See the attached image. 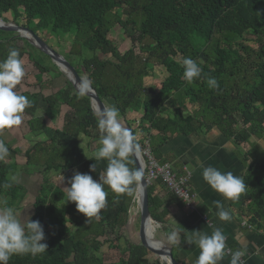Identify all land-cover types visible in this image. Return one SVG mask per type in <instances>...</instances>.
<instances>
[{
    "label": "trees",
    "instance_id": "trees-1",
    "mask_svg": "<svg viewBox=\"0 0 264 264\" xmlns=\"http://www.w3.org/2000/svg\"><path fill=\"white\" fill-rule=\"evenodd\" d=\"M7 13L13 15L12 25L20 26L17 20L22 18L23 28L35 35L68 38V57L78 60L80 74L89 80L99 99L112 101L135 143L141 146L147 142L150 158L160 166L167 164L177 178L185 177L182 165L173 153L161 152L176 137L203 135V129L209 126L217 128L235 146H247L244 152H238V158L248 188L230 204L239 211L246 205L242 210L246 225L263 227L264 149L253 138L264 141V0H0V20L4 23ZM116 26L130 42L131 47L123 53L109 38ZM71 29L75 30L73 35ZM23 40L16 33L0 29V60L6 58L9 49L19 50L37 71L34 86L41 92L47 84L44 76L49 73L44 65L47 56L37 52L43 59H36V53H25L15 44ZM249 41L255 45H244ZM83 49L93 56L84 57ZM183 57L196 60L203 76L214 77L218 87L210 89L203 78L187 84L182 79ZM155 66L163 67L165 76L146 86L144 80ZM20 94L32 102L22 114L29 133L46 137L24 152L25 164L41 168L43 175L58 172L67 186L75 171L99 181L107 162L86 156L77 141L80 134L86 138H92L93 132L97 138L101 135L89 98L77 93L68 82L47 96L38 92ZM192 102L198 109L183 115V109ZM42 106L58 115L61 106L69 111L61 113V124L54 127L47 116L37 114ZM169 112L173 114L170 118ZM5 143L10 155L0 162V198L8 199V206L18 209L27 196L26 188L16 182L5 189L3 184L17 170L15 160L20 152ZM256 149L262 154L259 163L252 162L251 153ZM144 161L148 165L146 158ZM93 163L96 171H90ZM129 167L136 169L134 159ZM135 190L118 198L109 192L99 218L87 220L74 203L66 202L65 192L43 185L32 205L31 218L43 226L47 250L35 257L13 256L8 264H104L97 254L105 244L121 254L112 264H151L147 259L151 251L140 241L135 244L124 240L118 232L128 222ZM161 191L178 209L184 208V203L160 177L147 185L149 215L162 229L168 225L170 214L168 199L159 197ZM62 202L66 205L60 208ZM66 218L72 221V230L67 228ZM177 230L181 242L170 244L171 255L177 264H185L177 255L187 236ZM110 236L113 239L107 238Z\"/></svg>",
    "mask_w": 264,
    "mask_h": 264
},
{
    "label": "clouds",
    "instance_id": "clouds-1",
    "mask_svg": "<svg viewBox=\"0 0 264 264\" xmlns=\"http://www.w3.org/2000/svg\"><path fill=\"white\" fill-rule=\"evenodd\" d=\"M180 63L183 68L182 79L187 84L191 85L203 78L210 89L218 87L214 77L203 76V69L196 60L183 57ZM24 76V61L19 50L9 49L6 58L0 60V130L21 125L22 114L32 106V102L17 91ZM89 91L87 81L79 86L81 95ZM98 128L101 132L99 146L91 156L94 160L107 162L106 168L99 174V181L89 174L76 172L68 181L69 186L63 189L66 202L74 203L76 211L87 220L99 218L107 206L109 192L116 194L117 198L120 194H131L143 179L142 170L129 167L131 160L140 155V149L131 130L122 123L119 109L115 106L106 107L100 114ZM9 155L8 146L0 139V162L5 161ZM90 171H96L94 163ZM17 180L18 177L12 175L3 187L11 188ZM202 180L224 200H236L248 188L240 176L231 171L222 172L211 165L203 167ZM213 205L220 221H231L232 217L222 201H213ZM191 233L186 243L199 250L194 264H221L225 257H230L229 264H244L245 252L228 248L227 237L220 228H214L211 233L202 230ZM165 239L170 244L178 245L181 233L171 230L165 234ZM44 240L43 226L38 220L22 216L14 207L8 206L6 201H0V264H8L13 256L35 257L45 253L47 244L43 243Z\"/></svg>",
    "mask_w": 264,
    "mask_h": 264
},
{
    "label": "rangeland",
    "instance_id": "rangeland-1",
    "mask_svg": "<svg viewBox=\"0 0 264 264\" xmlns=\"http://www.w3.org/2000/svg\"><path fill=\"white\" fill-rule=\"evenodd\" d=\"M12 17L13 15L11 13H7L4 15V18L7 20V23L12 24ZM18 27L23 28V20L22 18H19L17 20ZM75 32L74 29H71V35H73ZM8 35V34H7ZM37 36L56 54L62 56L70 65L72 64L75 66L74 69L79 73L78 75L86 81V77L82 76L80 74V70L78 67V60L75 59V57H68V52L70 49V40L68 38H60V37H54L53 35H48L44 37L43 35L37 34ZM109 38L113 41L114 45L118 48L120 53L125 52L128 50L130 46V42L127 40L125 37L123 30L119 27L116 26L114 27L110 33H109ZM21 39V38H20ZM28 43V42H27ZM21 50H23L25 53H36L34 57L37 58H42L37 54L39 52L35 47H33L30 43L28 46L25 41H17L15 43ZM247 47H253L255 44L254 42H248L244 43ZM82 54L86 58H91L93 56V53L90 50L83 49ZM99 55V54H97ZM100 57H102L100 55ZM111 61H114L112 58H110ZM24 61V68H25V76L22 79L21 83L17 86V91L19 93L22 92H30V93H40L43 96H47L50 94L52 91H57L59 89H62L65 87V83L68 82L67 76L60 71V69L52 62L50 58L47 57V59L44 60V65H46L49 69V73L44 76L45 81L47 84L43 85V89L40 92V89L34 86L35 83V76L37 74V71L33 68V66L27 62V58H23ZM71 65V66H72ZM72 66V67H73ZM77 66V67H76ZM165 76V70L161 66H155L153 68V71L149 75L148 78L144 80V84L146 86L152 85L154 83H158L163 80ZM70 84V83H69ZM104 107L108 106H113L112 101L108 99H103L102 100ZM198 109V106L196 103H190L183 109V115H190L194 111ZM60 114L56 113V111L53 110H47L46 106L41 107V111H39L37 114H44L51 120V124L54 127H59L61 124V119L60 115L61 113H65L69 111L65 106L60 107ZM167 116L170 118L173 116L171 112L167 114ZM239 117V116H238ZM237 117V118H238ZM240 118V117H239ZM238 118V119H239ZM209 127V126H208ZM96 132H93L92 138H86L83 135H79L77 137V141L86 153V156H91V153L99 146L98 145V140L100 136L97 138L95 136ZM0 139L3 141L7 142L11 147H17L19 148V156L15 160V165H16V171L12 175H16L18 177L17 182L19 184H25L29 183L28 180L32 179V181L35 183L34 188L30 189V191L27 193V196L25 199L20 203L19 208L16 209L18 212H21L22 216H32L33 214V209L32 205L34 203L35 198L37 197L38 192L40 191V188L43 185L46 186H51V187H57L61 189L64 192V188L67 187L64 182H62V175L58 174V172L55 171H50L47 175H43L41 173V168H32L31 166H28L25 164V159H24V152L26 149L30 148L37 140L38 141H45L46 138L42 135H39V137H35L34 135L29 133L28 127L26 125V120L24 116H22V123L21 125L14 127L12 129H4L0 130ZM255 139V138H254ZM256 140V139H255ZM259 142V141H258ZM262 144V149H264V142H260ZM147 144L144 142V145L139 146L140 149V156L143 158L147 159V152H146V147ZM256 147V146H255ZM260 149V148H259ZM256 149L253 154V160L252 162L256 161L258 162L259 159H261V153L260 150ZM258 150V154H257ZM256 152V153H255ZM147 153V154H146ZM90 154V155H89ZM145 162V161H144ZM259 163V162H258ZM76 173L73 172L72 176ZM11 175V176H12ZM135 198V193L132 195V199L130 201V207H129V213H128V222L126 226L121 229L119 234L123 237L124 240L129 241L131 243H139V218H140V211L138 205L134 202ZM8 199L6 198H0V201H7ZM66 203L62 202L59 203V207L65 206ZM66 226L69 230L73 229V223L69 218H66ZM170 223L168 225L163 226L162 229L163 231H159L161 229V226L158 224H151L152 226V235H153V240L154 242H160L162 247L165 248H170V243H168L165 239V234L168 233L171 230L172 227L170 226ZM148 230V228L146 227ZM161 229V230H162ZM183 233L187 236L188 235L183 231ZM109 239H113V236L107 237ZM102 241V239H100ZM180 253V252H179ZM179 253L177 257L179 258ZM98 256L103 258L104 264H112L115 263V261L121 256L120 252L117 250H113L112 248H108V246L105 244L101 250L100 253L97 254ZM164 257V260L162 259ZM166 258L164 254H158V253H153L150 252L147 259L149 263L151 264H169L166 261ZM184 263V262H183Z\"/></svg>",
    "mask_w": 264,
    "mask_h": 264
},
{
    "label": "crops",
    "instance_id": "crops-1",
    "mask_svg": "<svg viewBox=\"0 0 264 264\" xmlns=\"http://www.w3.org/2000/svg\"><path fill=\"white\" fill-rule=\"evenodd\" d=\"M203 133V135L194 133L188 137H176L161 148L162 153H173L177 157L182 165L181 169L188 179L189 193L193 197V206L190 209L185 206L178 209L175 204L170 202L165 191L159 192L160 199H168L167 209L170 214L171 229L185 231L189 238L192 235L191 231L202 230L211 233L214 228H220L227 237L226 246L228 248L233 251L243 250L245 252L244 264H264V225L262 228L247 226L246 218L242 214L246 205L239 211L230 204L231 200H224L202 180L203 167L209 165L222 172L231 171L242 178L244 168L238 158V152H244L247 146H235L231 141L226 140L215 127L206 126ZM253 140L262 148L260 142L264 141L254 138ZM28 181L29 183L22 184L27 193L34 188L35 184L32 179ZM217 200L222 201L224 207L229 211L232 217L230 222L218 219L217 210L213 205V201ZM198 255L199 250L194 245L185 242L179 253V260L185 264H194ZM162 259L164 260V257ZM229 259L230 257H225L221 264H229Z\"/></svg>",
    "mask_w": 264,
    "mask_h": 264
},
{
    "label": "water",
    "instance_id": "water-1",
    "mask_svg": "<svg viewBox=\"0 0 264 264\" xmlns=\"http://www.w3.org/2000/svg\"><path fill=\"white\" fill-rule=\"evenodd\" d=\"M0 29L10 31L13 33H16L18 37L26 40L28 43H30L33 47H35L39 52L43 53L45 56L50 58L52 62L60 69L62 73H64L67 76V79L73 89L80 94L79 89L76 87V84H82L84 79H82L78 73L75 71V69L60 55L54 53L37 35L31 33L27 29L14 26L9 23H4L0 20ZM62 66V68H61ZM66 71V72H65ZM88 82L90 91L85 94L84 96L88 97L91 103V107L95 114L97 115L98 119L100 118V114L105 109L103 102L99 99V97L96 95L95 91L91 88L89 80H86ZM124 124V123H123ZM128 129H130L126 124H124ZM135 161L136 169H140L143 171V179L140 182V186L136 187V190L141 189V202L139 204V211H140V218H139V241L143 247L148 249L149 251L153 253L158 254H164L167 259L169 260L170 264H177L171 255V249L170 248H161L151 245L147 239L144 232V225L145 223L150 220L152 224H156L149 215L148 210V194H147V182L144 175V160L139 155L138 157L133 158ZM151 238H153V235L151 234ZM160 242H155V244H158Z\"/></svg>",
    "mask_w": 264,
    "mask_h": 264
},
{
    "label": "built area",
    "instance_id": "built-area-1",
    "mask_svg": "<svg viewBox=\"0 0 264 264\" xmlns=\"http://www.w3.org/2000/svg\"><path fill=\"white\" fill-rule=\"evenodd\" d=\"M146 152L148 153H146L148 165H144V175L147 185H149L151 182L156 181V179L160 177L167 186V188L184 203L185 208L190 209L193 206V197L189 193L187 187L188 179L186 177L177 178L167 164H165L164 166L158 165L150 158L147 148ZM146 171L147 174H145Z\"/></svg>",
    "mask_w": 264,
    "mask_h": 264
},
{
    "label": "bare ground",
    "instance_id": "bare-ground-1",
    "mask_svg": "<svg viewBox=\"0 0 264 264\" xmlns=\"http://www.w3.org/2000/svg\"><path fill=\"white\" fill-rule=\"evenodd\" d=\"M62 68V66H61ZM66 72V71H65ZM79 86L80 84H76V87L79 89ZM134 202L139 206L140 202H141V189L138 188V190H135V198H134ZM150 220H148L145 225H144V232H145V235H146V239L147 241L153 245V246H158V247H162L161 243H158V244H155L154 240L151 238V234H152V225H150ZM146 227L148 228V230L146 229ZM166 257V256H165ZM167 262H168V259L166 258ZM169 263V262H168ZM170 264V263H169Z\"/></svg>",
    "mask_w": 264,
    "mask_h": 264
}]
</instances>
